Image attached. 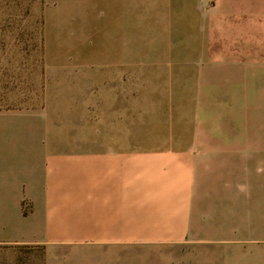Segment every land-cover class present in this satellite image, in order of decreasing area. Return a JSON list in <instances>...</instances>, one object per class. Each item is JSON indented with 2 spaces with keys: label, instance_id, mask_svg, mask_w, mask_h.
<instances>
[{
  "label": "crops",
  "instance_id": "crops-1",
  "mask_svg": "<svg viewBox=\"0 0 264 264\" xmlns=\"http://www.w3.org/2000/svg\"><path fill=\"white\" fill-rule=\"evenodd\" d=\"M68 1L74 21L89 16L73 7L87 0ZM127 1L132 20L146 6L161 23L165 45L194 49L177 63L194 64L193 74L140 70L139 60L124 59L100 70L97 88L75 90V73L66 74L67 105L0 111L34 122L24 129L26 170L0 159L10 165L0 169V222L26 221L8 242L43 244L46 264L78 254L138 264L140 245L191 241L205 245L211 264H264V0ZM77 38L70 35L71 46ZM176 74L194 77L195 88L180 94L177 125L152 136L151 118L166 111L170 94L140 93L138 81ZM19 129L15 120L0 131L9 143Z\"/></svg>",
  "mask_w": 264,
  "mask_h": 264
},
{
  "label": "rangeland",
  "instance_id": "rangeland-1",
  "mask_svg": "<svg viewBox=\"0 0 264 264\" xmlns=\"http://www.w3.org/2000/svg\"><path fill=\"white\" fill-rule=\"evenodd\" d=\"M69 5L68 0H0V111L67 105L69 100L65 91L72 81L67 80L66 74L72 70L75 73V90L97 88L103 84L99 78L100 70H106L108 63L123 62L124 59L139 60L140 70H147L149 65L153 66L154 71L178 72L187 69L188 73L193 74L194 64L177 63L180 62L179 58L192 56L194 49L165 45L163 26L153 16L146 14V6L136 21L132 20L127 0H102L95 4L90 0L81 1L73 7L80 12L87 8L90 14L84 21L79 16L78 23L68 15ZM78 28L84 30L73 32ZM72 34L81 40L77 42L79 46L70 45L68 40ZM83 71L91 73L92 79H81L79 74ZM177 75L138 81L140 93L162 90L170 94L165 96L167 103L163 102L166 111L151 118L148 133L152 136H158L159 127L177 125L179 112L176 110L183 97L180 94L185 91L190 93L195 88L194 77L182 78ZM112 84L114 87L120 86L117 80ZM88 94L90 103L92 98ZM75 96L74 102L81 103V94ZM141 99L144 100L145 96H140ZM186 99L193 101V96H186ZM190 114L187 113L188 116ZM15 120L21 132L8 137L9 140L13 138L11 142L7 143L5 133L0 131V159L7 162V158H10L12 170L21 173L26 170L31 153L28 152L31 145L26 141L24 129L34 122L27 115L16 119L1 116L0 129ZM145 120L149 119L146 117ZM164 131L163 136L175 133L168 129ZM38 135L41 137V132ZM32 152L35 153V149ZM0 167L1 170L10 169L8 163ZM23 208L24 213L30 208L27 201ZM23 227H26L24 218L13 219L6 224L0 222V264H46L43 244L8 242L12 236L22 235ZM88 244L90 249L98 247L91 242ZM82 247L83 244L75 245V248ZM204 248L205 245L195 241L140 245L138 264H211ZM66 261H61V264H101L99 257L88 259L82 254Z\"/></svg>",
  "mask_w": 264,
  "mask_h": 264
}]
</instances>
